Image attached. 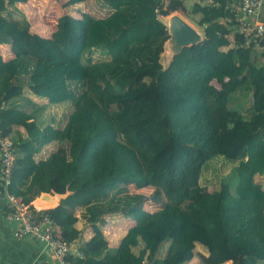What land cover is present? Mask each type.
Listing matches in <instances>:
<instances>
[{
    "label": "trees",
    "instance_id": "16d2710c",
    "mask_svg": "<svg viewBox=\"0 0 264 264\" xmlns=\"http://www.w3.org/2000/svg\"><path fill=\"white\" fill-rule=\"evenodd\" d=\"M27 1L0 0V45L14 56L0 55V135L17 146L8 185L0 165L6 194L28 204L54 184L66 188L47 212L74 245L72 264H264V187L255 180L264 175V40L245 44L235 2L193 4L204 39L163 68L169 32L159 16L185 13L181 0H99L107 16L63 14L49 38L16 8ZM170 140L178 160L162 155ZM218 158L233 167L205 197L201 175ZM108 216L130 220L115 247L103 234ZM80 219L93 235L77 245Z\"/></svg>",
    "mask_w": 264,
    "mask_h": 264
},
{
    "label": "built area",
    "instance_id": "2783aa9c",
    "mask_svg": "<svg viewBox=\"0 0 264 264\" xmlns=\"http://www.w3.org/2000/svg\"><path fill=\"white\" fill-rule=\"evenodd\" d=\"M195 1L201 4L203 0ZM233 1L235 2L233 12L237 21V32L243 36L245 44L249 45L264 40V22L257 19L264 0ZM168 2L169 0H163L165 6ZM160 17L162 18V16ZM4 108L5 105L1 104L0 110ZM16 149L17 146L10 138L0 135V165L6 185L10 182L14 168ZM41 194L28 204H24L12 195L8 196V210L4 219L15 225L16 228L13 231L15 240L29 238L37 241L52 252L57 264H72L69 258L74 252V245L59 236L56 223L47 212L55 207L41 208L35 205L38 199H46Z\"/></svg>",
    "mask_w": 264,
    "mask_h": 264
},
{
    "label": "rangeland",
    "instance_id": "374dc122",
    "mask_svg": "<svg viewBox=\"0 0 264 264\" xmlns=\"http://www.w3.org/2000/svg\"><path fill=\"white\" fill-rule=\"evenodd\" d=\"M37 1L35 0V3ZM68 1L69 0H63L64 3L59 1L53 5L54 8L53 6L51 7L46 5V2H42L41 4L39 3L38 6L35 5L32 6L31 10L28 11V17L30 18V22L32 26L41 29L42 30L41 32L48 35L50 34L52 28L54 27L56 23L55 22L56 19L64 13H69L70 15L73 16H80L81 13H89L95 18H103L109 14V11L104 7L103 3L99 0H86L85 2L79 5H75L74 7L64 8L63 4L67 3ZM186 5H187L186 12L185 13L181 12L182 15L186 17V19H188L198 31H200L201 28L197 27L193 22L194 19L197 17L192 11L193 3L191 4L187 2ZM159 20L163 22L165 25L167 24L166 18H161L159 16ZM168 32H169V39L166 42L164 46V52L160 57V64L165 67L168 65L172 56L176 54L178 51H180L182 47L189 46L198 42L197 41L192 43L190 40L182 39L181 38L183 35L182 33L179 35H173L169 29ZM99 59L100 56L98 54H95L94 60L97 61ZM214 108H215V103L213 99L211 97H207L206 117L211 124L213 121L216 123V116L214 115L213 112ZM54 112L57 114V119H61L67 114V111L64 110V108L62 107L59 108L58 110H55ZM154 131L155 130H150L151 133L156 134L157 132ZM52 149L53 147L48 148V150H52ZM162 155L164 156L165 159L178 160L181 155V152L174 147L173 141L170 140V145L167 151ZM232 167H233L232 164L220 158L215 159L211 161L208 165H206V167L203 169L200 179V185L204 189L205 197H208L214 190L218 188L219 181L222 178L229 175ZM256 181L258 183H262V179L259 177H257ZM129 189H131L132 193L139 192V194H143L146 196L150 195L153 191L151 188H145L138 191L137 190L133 191L132 187H130ZM48 194L51 196V198L61 201V205H62L63 204L62 200L68 195V192L66 188L59 187L58 185L54 184L52 190ZM144 208H146V210L149 212H154L155 210H157L158 206L153 205V203L151 202H147L144 205Z\"/></svg>",
    "mask_w": 264,
    "mask_h": 264
},
{
    "label": "crops",
    "instance_id": "0c3cea01",
    "mask_svg": "<svg viewBox=\"0 0 264 264\" xmlns=\"http://www.w3.org/2000/svg\"><path fill=\"white\" fill-rule=\"evenodd\" d=\"M38 1L35 3V0H28L27 3L25 4H20V3L16 4V8L20 10V12L26 17V19L29 21L30 24L31 22H30V18L28 17V11L31 10L32 6L34 5L38 6V4L39 3L41 4L42 2H46V5L51 7L59 1L64 3L63 0H38ZM181 1L183 2L186 8H187L186 5L187 2L191 4L197 3L195 0H181ZM205 2H207V0H203L200 5L203 6ZM64 14H69V13H64ZM73 17L79 18L80 16H73ZM57 19L55 21L56 23H57ZM257 19L261 22H264V3L260 12L257 15ZM56 23L52 28L50 34L48 35L41 32L42 31L41 29L32 26V24H31V31L40 35L41 37L49 38L51 33H53L56 30ZM196 26L199 27L198 25ZM199 28H201L200 33L202 35V39L200 41H202L204 39L203 28L202 27ZM0 55L4 61H10L14 57L13 54L10 52V47L8 45H0ZM163 68H165V66H163ZM24 96L30 98L34 102L41 105L47 103V101L44 99H37L34 96L30 95L28 90L24 92ZM257 177L262 179L261 184L264 187V175L256 176L255 180H257ZM42 194L46 195L48 193H42ZM7 210H8V195L6 194L5 187H3L0 184V264H57L52 252H50L48 249H46L43 245H41L37 241H34L29 238L23 240L14 239L13 231L16 227L13 223H9L4 219V215L7 212ZM76 214L79 217L80 211H77ZM106 221L107 224L103 229V234L106 237L109 246L115 247L119 242V234L125 233L130 227V220L121 218L120 216H108L106 217ZM77 227L78 229H83L82 239L77 243V245H81L84 242L88 241L92 237L93 233L90 227L84 226V220L82 219H80L79 223L77 224ZM196 252H199L202 255L207 256V254L199 246H196ZM188 264H200V262L197 258H194ZM224 264H232V263L226 262Z\"/></svg>",
    "mask_w": 264,
    "mask_h": 264
},
{
    "label": "bare ground",
    "instance_id": "6f19581e",
    "mask_svg": "<svg viewBox=\"0 0 264 264\" xmlns=\"http://www.w3.org/2000/svg\"><path fill=\"white\" fill-rule=\"evenodd\" d=\"M166 19L167 24L165 26L171 31L173 35H179L182 33L183 35L181 38L184 40H190L192 43L202 39L200 31H198L190 21H188L179 13H174L168 16ZM37 203L56 207L61 203V201L54 198H46L44 200L40 198L38 199Z\"/></svg>",
    "mask_w": 264,
    "mask_h": 264
},
{
    "label": "water",
    "instance_id": "95a60500",
    "mask_svg": "<svg viewBox=\"0 0 264 264\" xmlns=\"http://www.w3.org/2000/svg\"><path fill=\"white\" fill-rule=\"evenodd\" d=\"M43 197L52 199L48 194L44 195Z\"/></svg>",
    "mask_w": 264,
    "mask_h": 264
}]
</instances>
